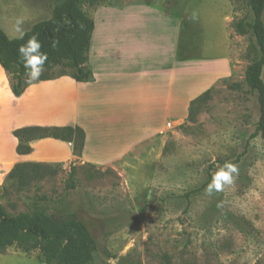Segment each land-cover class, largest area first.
I'll return each instance as SVG.
<instances>
[{
  "label": "rangeland",
  "instance_id": "374dc122",
  "mask_svg": "<svg viewBox=\"0 0 264 264\" xmlns=\"http://www.w3.org/2000/svg\"><path fill=\"white\" fill-rule=\"evenodd\" d=\"M55 1L49 0L42 20L51 18ZM83 10L94 21L111 10L107 25L134 27L115 36L130 38L129 50H143L144 57L168 64L174 57L226 56L232 72L209 88L191 115L192 102L208 89L185 116L111 164L76 160L19 169L3 186L1 205L11 214L74 216L94 240L91 264H264V138L256 134L257 94L244 83L259 50L251 34L232 28L236 20L253 21L245 0H103ZM0 22L7 28L2 16ZM61 74L72 70L56 65L39 78ZM226 162L237 169L233 182L207 195L213 174ZM0 264L46 263L39 252L12 247L0 254Z\"/></svg>",
  "mask_w": 264,
  "mask_h": 264
},
{
  "label": "crops",
  "instance_id": "0c3cea01",
  "mask_svg": "<svg viewBox=\"0 0 264 264\" xmlns=\"http://www.w3.org/2000/svg\"><path fill=\"white\" fill-rule=\"evenodd\" d=\"M48 3L49 0H0V18L8 23L6 28L0 22V28L10 38V34H17L13 28L15 19L22 17L23 27L35 22L30 31L44 21ZM112 12L105 10L93 20L87 62L91 81L77 82L68 75L38 80L29 83L17 97L0 65V193L20 165L65 167L76 160L99 166L111 164L136 143L162 133L169 122L185 116L196 96L232 72L226 56L194 61L174 57L166 64L162 58L144 57L143 50L130 51V38L117 37L115 32L134 27L107 25L104 17ZM180 89L187 92L182 94ZM72 126L85 132L81 156L74 154L72 143L52 138L35 140L30 154H19L16 130ZM126 139L129 144L122 146L121 141Z\"/></svg>",
  "mask_w": 264,
  "mask_h": 264
},
{
  "label": "trees",
  "instance_id": "16d2710c",
  "mask_svg": "<svg viewBox=\"0 0 264 264\" xmlns=\"http://www.w3.org/2000/svg\"><path fill=\"white\" fill-rule=\"evenodd\" d=\"M103 0H57L52 16L35 24L23 38L11 39L0 28V65L11 79L13 94L21 96L28 86L23 63L19 57V46L32 35H37L41 51L47 54L44 69L56 65H66L72 74H61L39 80H51L62 76H71L77 82L93 79L92 71L87 67L88 52L94 30V21L83 10L86 3L95 4ZM250 8L253 21L236 20L232 28L238 35L251 34L259 50V57L246 68L244 83L250 92L257 94L260 107V119L256 134L264 138V0H245ZM53 41H58L52 47ZM234 88L239 84L232 85ZM212 89L195 99L190 108L199 101L208 98ZM14 135L19 140V154L32 152L31 142L52 138L73 144L74 154L81 156L85 132L78 126L72 127H27L16 130ZM43 167L41 164H24L16 168L8 177L10 180L16 171L25 167ZM16 248L24 253L39 252L46 264H91L93 261L94 240L85 225L74 216L56 220L40 211L11 214L0 203V254L9 248Z\"/></svg>",
  "mask_w": 264,
  "mask_h": 264
},
{
  "label": "clouds",
  "instance_id": "9594fccd",
  "mask_svg": "<svg viewBox=\"0 0 264 264\" xmlns=\"http://www.w3.org/2000/svg\"><path fill=\"white\" fill-rule=\"evenodd\" d=\"M23 24V18L17 17L13 25L14 31L20 35V38H23L25 34ZM57 43L58 41H53L52 47H56ZM18 51L25 69L26 82L38 81L44 71V65L48 57L46 53L41 51V43L37 35H32L24 44H21ZM236 171V167L228 162L220 166L205 189L206 194L211 196L214 192L222 191L225 185H230L233 182V174Z\"/></svg>",
  "mask_w": 264,
  "mask_h": 264
}]
</instances>
